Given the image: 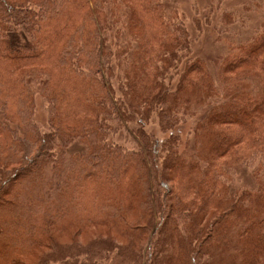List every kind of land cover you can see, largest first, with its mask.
<instances>
[{"label":"trees","instance_id":"obj_1","mask_svg":"<svg viewBox=\"0 0 264 264\" xmlns=\"http://www.w3.org/2000/svg\"><path fill=\"white\" fill-rule=\"evenodd\" d=\"M227 47L166 0H0V264H264V25Z\"/></svg>","mask_w":264,"mask_h":264},{"label":"rangeland","instance_id":"obj_2","mask_svg":"<svg viewBox=\"0 0 264 264\" xmlns=\"http://www.w3.org/2000/svg\"><path fill=\"white\" fill-rule=\"evenodd\" d=\"M166 3L178 10L180 19L190 30L192 56L200 57L214 75H217L218 68L229 51L227 45L252 41L264 25V0H229L221 6L214 0H166ZM198 118L200 117L184 116L181 123L167 133L161 132L159 121L153 118L148 130L159 138H166L175 132L180 136V146L186 149ZM38 120L39 125L44 128L46 111L41 99L38 101ZM120 139L135 147L136 139L132 133L124 132ZM236 173L237 188L248 189L256 186L249 168L241 166Z\"/></svg>","mask_w":264,"mask_h":264}]
</instances>
